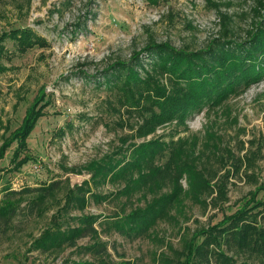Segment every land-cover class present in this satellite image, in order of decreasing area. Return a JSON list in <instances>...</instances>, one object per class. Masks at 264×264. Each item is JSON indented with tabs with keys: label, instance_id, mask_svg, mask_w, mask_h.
<instances>
[{
	"label": "rangeland",
	"instance_id": "obj_1",
	"mask_svg": "<svg viewBox=\"0 0 264 264\" xmlns=\"http://www.w3.org/2000/svg\"><path fill=\"white\" fill-rule=\"evenodd\" d=\"M262 1L0 0V34L29 26L47 40L45 46L22 53L15 50L12 40L1 42L6 54L0 62L6 69L0 71V145L40 93L45 114L19 155L28 157L25 164L14 167L11 162L15 141L0 157V206L9 190L57 179H66L70 186L89 181L84 209L68 206L61 211L60 224L62 229L76 227L72 217L96 216L94 225L110 254L107 264H182L194 231L244 205L245 221L264 230V209L252 208L264 200V190L255 192L264 183V76L219 102L200 103L185 116L138 136L137 128L157 107L148 97L138 101L139 106L133 105L122 87L124 77L110 68L115 61L130 60L133 52L150 41L195 51L206 49L218 37L247 39L261 20L257 10ZM135 68L142 78L153 77L167 91L186 86L151 66L150 59L143 58L142 66ZM149 140L168 145L155 157V165L162 166L169 150L181 147L210 183L203 187L194 180L192 193L183 175L178 203L148 227H129L123 217L130 206L142 208L170 187L165 184L157 192L137 190L128 205L121 190L137 174L127 172V166L123 176L108 180L98 174L97 166L110 161L120 167L135 146ZM66 189L61 186L43 211L17 216L15 227L0 230V264H100L85 248L91 243L87 237L48 251L35 244L51 226V215L65 204ZM28 198L22 195L20 204ZM256 211L261 212L256 216ZM230 229L206 238L210 244L203 243L192 264H264V256L250 249L257 234L247 235L245 245ZM202 240L198 237L195 245Z\"/></svg>",
	"mask_w": 264,
	"mask_h": 264
},
{
	"label": "trees",
	"instance_id": "obj_2",
	"mask_svg": "<svg viewBox=\"0 0 264 264\" xmlns=\"http://www.w3.org/2000/svg\"><path fill=\"white\" fill-rule=\"evenodd\" d=\"M154 1L158 2V0ZM257 13L260 14L261 20L247 39L237 41L218 37L213 39L206 49L195 51L175 48L166 41H150L139 51L133 52L130 60H118L110 65L116 76L124 77L122 87L127 89V95L134 103L133 105L139 106L138 101L148 97L157 107V111H152L137 128L138 136L147 135L158 125L173 118L185 116L189 110L198 107L200 103L208 102L210 99L211 102H219L230 93L240 89L242 85L245 87L264 76V0L258 4ZM5 39L12 40L15 50L19 53L34 46L43 47L47 44L46 38L37 34L31 27H18L0 34L1 57L6 54V49L1 44ZM143 58L150 59L151 66L157 67L162 73L186 82L185 88L174 87L171 91H167L153 77L147 75L142 78L135 66H142ZM5 69L0 62V71ZM43 97V93L35 96L25 110L18 127L8 137H5L0 145V157H2L5 149L15 141L16 147L11 160L14 167H21L28 161L27 156L19 157V155L26 149V139L37 120L45 114L44 105H40ZM167 147L165 141L149 140L132 149L126 164L119 167L118 163L111 165V162L108 161L97 166L98 174L108 180L118 175L123 176L122 174L128 170L127 166H129L127 172L137 174L130 177L121 190L128 205L131 203L133 193L137 190L157 192L165 184L170 187L169 192L153 198L142 208L130 206L128 213L123 217L129 227H148L162 216L167 208L178 203L179 196L183 191L181 183L183 175L186 176L192 193L191 185L195 181L198 186H209L210 181L199 175L190 154L183 153L179 146L176 151L169 150V155L162 166L155 165V157L167 150ZM94 175L91 177L92 181L95 180ZM63 185L67 188L64 195L65 204L57 209V213L51 215V226L35 239L36 246L42 251H48L59 248L62 244L71 242L73 239L87 237L91 243L85 248L97 258L100 264H107L110 254L94 225L96 216L80 214L77 217H72L77 220L76 227L62 229L60 224L63 216L61 211L66 210L68 206L84 209L86 196L90 192V184L87 180L70 186L66 179L65 181L57 179L33 187L27 186L20 190H9L6 193L8 199H5L4 205L0 206L1 232H6L9 227H15L14 219L17 216L35 215L47 208V204L51 203L55 192L60 191ZM260 190H264V183L256 186L255 192ZM22 195L29 196L23 205L19 201ZM15 196L18 199L14 198ZM94 196L101 197L100 195ZM252 200H254V194ZM256 207L264 209V200L256 201L252 208ZM260 212L256 211L254 215L257 216ZM247 213L244 205L234 213L224 216L219 222L194 231L188 241L182 264H192V259L198 249L205 246L203 243L210 244L205 239L214 234L228 233L229 227L238 235L240 242L245 245H247L245 243L247 235L255 232L258 239L251 244V247L248 246L251 250L264 256V230L256 229L254 223L246 222ZM238 224L239 227H237ZM198 237H202L203 240L200 244L195 245V240Z\"/></svg>",
	"mask_w": 264,
	"mask_h": 264
}]
</instances>
